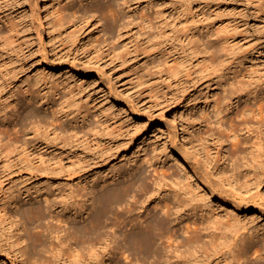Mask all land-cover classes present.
<instances>
[{
	"label": "rangeland",
	"instance_id": "374dc122",
	"mask_svg": "<svg viewBox=\"0 0 264 264\" xmlns=\"http://www.w3.org/2000/svg\"><path fill=\"white\" fill-rule=\"evenodd\" d=\"M109 1L118 3L111 7ZM98 4L105 7L99 10ZM186 19L189 27L182 23ZM220 64L231 69L230 77L236 73L245 81L264 84V0H0V81L7 80L0 101L12 98V91L40 83L43 92L61 90L79 111L90 108L94 123L107 118L103 111L114 103L118 116L109 120L120 138L112 164L133 159L137 165L141 158L148 173L154 172L155 161L174 171L179 162L169 157L172 145L183 148L184 137L206 155L223 157L226 165L232 163L227 157L236 151L235 134L245 146H252L255 134L243 128L242 116L236 113L246 99L239 102L235 97L233 104H227L224 89L230 85L229 75L222 77L209 69ZM110 88L118 98L108 96ZM121 88L134 102L124 98ZM20 98L37 107L41 116L52 118V107L44 101ZM75 114L66 120L70 132L81 125ZM33 119L24 112L11 122L0 116V134H7L5 140L15 139L17 130ZM135 133L133 141L126 143ZM74 142L80 147L79 138ZM33 155L17 149L4 152L0 144V211L5 196L50 189L46 173L32 166ZM66 179L60 180L73 185L78 181L75 176ZM49 183L58 188L53 179ZM31 202L23 199L11 210H18L21 232L33 254L34 233L41 226L30 222L28 227L22 215ZM238 212L249 227L264 225L261 213ZM4 219L0 213V264H21L18 234ZM47 255L26 264H74L61 254Z\"/></svg>",
	"mask_w": 264,
	"mask_h": 264
},
{
	"label": "bare ground",
	"instance_id": "6f19581e",
	"mask_svg": "<svg viewBox=\"0 0 264 264\" xmlns=\"http://www.w3.org/2000/svg\"><path fill=\"white\" fill-rule=\"evenodd\" d=\"M109 2L111 7L118 3ZM104 7L97 5L99 10ZM182 23L189 27L188 19ZM220 66L209 69L222 77L229 75L231 69ZM97 68L103 71L100 64ZM233 76H227L230 85L224 89V98L227 104H233L235 97L239 102L246 99L236 113L242 116L243 128L255 134L252 146H245L239 134L233 133L234 138L229 135L236 151L227 157L232 163L226 165L223 157L216 160L206 155L184 137L183 148L172 145L169 157L179 162L174 171L161 168L155 161L154 172L148 173L141 166V158L137 165L133 159L112 164L120 138L109 120L118 116L114 103L103 111L107 118L94 123L90 108L79 111L61 90L43 92L40 83L12 91L10 100L2 97L3 121L11 122L23 112L34 118L17 130L15 139L5 140L7 134H0L3 151L34 154L31 164L41 174L46 173L50 188L2 198L0 213L18 234L21 264L41 261L47 252L51 257L66 256L74 264H264V225L249 227L238 216L240 209L253 210V216L264 215V84L245 81L240 74ZM6 81H0V96ZM120 91L134 102L130 93L123 88ZM108 96L118 98L112 88ZM20 97L44 101L52 107V118L41 116L37 107ZM71 113H76L80 120L76 123L81 125L70 132L66 120ZM75 137L80 140L78 148ZM219 140L224 144L225 139ZM74 176L78 180L75 185L60 180ZM50 179L57 182V189ZM250 190H256L249 196L252 198L246 195ZM40 197L43 201L37 200ZM26 198L32 202L22 209L24 224L41 226L34 233L33 254L21 232L18 210H11ZM219 208L225 213H217Z\"/></svg>",
	"mask_w": 264,
	"mask_h": 264
}]
</instances>
